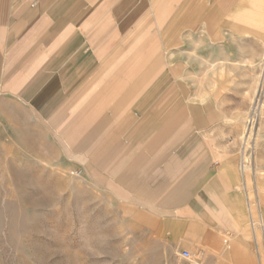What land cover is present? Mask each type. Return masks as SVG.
<instances>
[{"label": "crops", "instance_id": "1", "mask_svg": "<svg viewBox=\"0 0 264 264\" xmlns=\"http://www.w3.org/2000/svg\"><path fill=\"white\" fill-rule=\"evenodd\" d=\"M261 1L259 8L185 0L176 11L158 12L151 0H0V113L19 106L58 121L59 106L85 105L86 127L97 121L102 136L126 121L138 122L127 136H141L142 123L156 120L149 144L132 150L161 161L145 175L150 192L141 199L155 202L163 216L182 218L176 241L190 245L196 236L209 264H253L251 251L258 264L246 180L221 124L241 119L248 98L252 107L264 52ZM254 212L264 236L260 202ZM259 248L264 259L260 240Z\"/></svg>", "mask_w": 264, "mask_h": 264}, {"label": "rangeland", "instance_id": "2", "mask_svg": "<svg viewBox=\"0 0 264 264\" xmlns=\"http://www.w3.org/2000/svg\"><path fill=\"white\" fill-rule=\"evenodd\" d=\"M151 1L164 12L162 7L176 11L185 0ZM261 2L235 0L238 6L259 8ZM149 29L137 38L143 47ZM263 58L264 52L254 74L250 111L248 98L241 119L223 121L221 128L229 132L222 140L236 148L238 169L244 164L249 197L254 200L256 188L264 209ZM59 107L58 121L42 120L19 106H11L8 115L0 113V264H180L184 248L193 254V264H209L196 236L190 245L176 241L182 218L163 216L155 202L141 199L150 192L145 175L161 161L157 153L132 150L134 144H149V128L157 121L142 123L141 136H127L137 121L102 136L97 121L93 129L86 127L85 105ZM100 110V104L94 106L95 116Z\"/></svg>", "mask_w": 264, "mask_h": 264}, {"label": "built area", "instance_id": "3", "mask_svg": "<svg viewBox=\"0 0 264 264\" xmlns=\"http://www.w3.org/2000/svg\"><path fill=\"white\" fill-rule=\"evenodd\" d=\"M239 170L242 175H244V164L242 163L239 167ZM255 191V189H254ZM257 194L254 196V200H252L249 195L246 196V205H247V213L249 218V227L252 232L253 243H254V251L258 256V264H263L264 259H262L260 255V248H259V240L264 245V236H263V223L261 218L259 217V213H255L254 209L258 203ZM179 257H180V264H193L194 263V256L193 254L186 250L180 249L179 250Z\"/></svg>", "mask_w": 264, "mask_h": 264}, {"label": "bare ground", "instance_id": "4", "mask_svg": "<svg viewBox=\"0 0 264 264\" xmlns=\"http://www.w3.org/2000/svg\"><path fill=\"white\" fill-rule=\"evenodd\" d=\"M262 72H264V58L262 60ZM262 84H263V74L261 73V80H260V84L259 85L262 86Z\"/></svg>", "mask_w": 264, "mask_h": 264}]
</instances>
